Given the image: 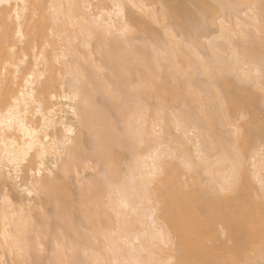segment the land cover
I'll list each match as a JSON object with an SVG mask.
<instances>
[{"label":"snow or ice","instance_id":"obj_1","mask_svg":"<svg viewBox=\"0 0 264 264\" xmlns=\"http://www.w3.org/2000/svg\"><path fill=\"white\" fill-rule=\"evenodd\" d=\"M196 16L177 29L155 0H0V247L12 264H44L49 246V264H92L89 248L95 264H188L164 217L197 182L222 197L250 186L264 207V0H215ZM234 90L260 100L258 118ZM101 97L117 110L104 127ZM204 232L227 242L223 221Z\"/></svg>","mask_w":264,"mask_h":264},{"label":"bare ground","instance_id":"obj_2","mask_svg":"<svg viewBox=\"0 0 264 264\" xmlns=\"http://www.w3.org/2000/svg\"><path fill=\"white\" fill-rule=\"evenodd\" d=\"M79 2L83 3L85 0H79ZM155 2L165 6L171 25L177 29H183L196 22V13L201 4L213 3L215 0H155ZM129 15L134 13L130 11ZM142 27L149 34L153 32V25L147 20L142 22ZM257 53H259V45H257ZM2 71L3 68L0 66V72ZM231 94L240 96L241 102L253 112L254 118L259 117L258 111L262 109V105L257 97L251 93H239L238 90H234ZM103 98H100L101 107L96 114V123L101 127L114 121L112 113L117 111L110 99L105 101ZM85 136L87 137V131ZM164 183L166 185L167 180ZM185 192L187 194L177 192L173 202V214L171 216L170 210H166L164 219L182 237L183 258L188 264H236L241 260L250 261L251 264H263L264 207L253 199L250 186L230 197L205 192L198 182L191 184L190 189L186 187ZM76 219L78 223L83 220L85 225H89L88 209L84 208L83 211L78 209ZM210 220L225 223L227 242L223 236L218 238L214 232L210 237L205 234L204 226ZM93 227L100 228V220H96ZM132 227H136L134 220ZM96 243L95 240L92 241L93 245ZM48 250L50 255L48 254V261L46 259L45 264H49L50 260L59 259V255H53L52 246H49ZM87 251L89 256L85 257L81 252V259L95 264L94 256L98 257L99 253L93 254L92 248ZM0 260L6 261V264H12L13 256L10 251L6 252L3 247H0Z\"/></svg>","mask_w":264,"mask_h":264},{"label":"rangeland","instance_id":"obj_3","mask_svg":"<svg viewBox=\"0 0 264 264\" xmlns=\"http://www.w3.org/2000/svg\"><path fill=\"white\" fill-rule=\"evenodd\" d=\"M213 34H214V33H213ZM103 100H104V98H103ZM101 101H102V99H101ZM259 109H260V108H259ZM258 112H259V115H260L261 109H260ZM48 254L50 255L49 250L47 249V253H46V255H44V256L41 257V258L44 260V264H45V262L48 261V259H47V257H49ZM46 259H47V261H46ZM263 264H264V262H263Z\"/></svg>","mask_w":264,"mask_h":264}]
</instances>
